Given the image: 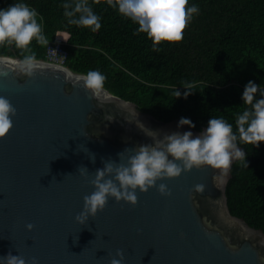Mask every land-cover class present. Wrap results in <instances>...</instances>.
I'll return each mask as SVG.
<instances>
[{"label":"water","instance_id":"water-1","mask_svg":"<svg viewBox=\"0 0 264 264\" xmlns=\"http://www.w3.org/2000/svg\"><path fill=\"white\" fill-rule=\"evenodd\" d=\"M39 61L43 68L32 77L10 70L0 76V96L17 111L13 129L0 140V257L20 255L28 264H111L122 251L123 264H264V232L229 208L236 161L223 182L214 180L218 170L193 169L158 181L146 194L137 191L136 206L109 199L87 224L77 223L84 197L94 191L90 181L105 163L120 164L126 149L153 144L149 132L163 140L206 128L163 122L109 91L107 98H95L77 80L84 74ZM81 167L88 169L87 179ZM160 183L171 196L160 194ZM198 184L203 193L195 192Z\"/></svg>","mask_w":264,"mask_h":264},{"label":"trees","instance_id":"trees-1","mask_svg":"<svg viewBox=\"0 0 264 264\" xmlns=\"http://www.w3.org/2000/svg\"><path fill=\"white\" fill-rule=\"evenodd\" d=\"M18 2L42 17L48 44L63 43L69 53L67 68L84 75L102 72L111 94L163 122L186 117L196 125L194 130L202 131L212 117L222 116L235 127L236 116L249 107L242 100L245 86L249 81L264 86V0H189L199 6V14H194L182 41L161 42L159 51H153L147 34L138 33L139 25L109 0H87L101 18L96 32L69 23L66 0H0V9ZM47 48L35 40L30 51L14 43L0 45V56L22 59L34 53L46 60ZM185 88L191 93L187 98ZM240 147L247 153L248 167L240 161L232 167L229 208L264 232V143Z\"/></svg>","mask_w":264,"mask_h":264},{"label":"clouds","instance_id":"clouds-1","mask_svg":"<svg viewBox=\"0 0 264 264\" xmlns=\"http://www.w3.org/2000/svg\"><path fill=\"white\" fill-rule=\"evenodd\" d=\"M109 4L118 9L123 17L139 25L138 33H146L153 41V51H159L157 46L161 42L182 41L185 29L194 14H199L200 11L199 6L190 4L189 0H117L116 3L109 0ZM63 8L69 23L89 28L93 32L101 29V18L87 0H75L74 3L66 0ZM77 14L78 18H74ZM41 21L39 13L23 2L0 9V45L14 43L17 48L26 51H30L33 40L40 45H48ZM42 68L43 64L34 53L25 55L20 60L0 57V76H6L10 70L32 77ZM63 71L67 73L68 70L65 68ZM106 79L98 70H89L82 77H77L95 98L109 96L105 88ZM190 94L187 90L185 98ZM175 95L180 98V91ZM242 100L249 107L236 116L235 127L221 116L212 117L207 128L199 135H194L192 131L174 132L159 140L154 132H149L148 135L154 138L153 144L138 145L134 150L126 149L120 154V164L105 163L104 168L97 169L94 179L90 181L94 191L84 197V209L76 216L77 223L87 224L90 218L96 217L106 208L109 199L136 206L137 191L146 194L157 187L158 181L180 178L193 169L207 166L218 170L214 180L223 182L234 161H240L248 167L247 153L240 145L248 144L258 148L264 143V86L249 81ZM16 115L17 111L12 103L0 96V140L10 134ZM178 126L192 129L196 127L186 117L179 120ZM92 160L95 162V156H92ZM79 173L88 178L86 167H81ZM158 191L161 195L171 196L165 183L159 184ZM204 191L203 184L196 185L195 192ZM27 228L32 231L34 226L29 224ZM117 255L119 259L112 258L111 264H123L124 253L118 251ZM0 264H28V261L23 256L9 253L7 257H0ZM32 264H38V261L33 259Z\"/></svg>","mask_w":264,"mask_h":264},{"label":"built area","instance_id":"built-area-1","mask_svg":"<svg viewBox=\"0 0 264 264\" xmlns=\"http://www.w3.org/2000/svg\"><path fill=\"white\" fill-rule=\"evenodd\" d=\"M46 51V61L56 65L66 66L69 53L64 49V45L61 41L49 43Z\"/></svg>","mask_w":264,"mask_h":264}]
</instances>
